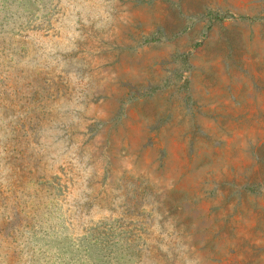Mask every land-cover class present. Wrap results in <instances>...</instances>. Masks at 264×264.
I'll return each instance as SVG.
<instances>
[{"label":"rangeland","instance_id":"374dc122","mask_svg":"<svg viewBox=\"0 0 264 264\" xmlns=\"http://www.w3.org/2000/svg\"><path fill=\"white\" fill-rule=\"evenodd\" d=\"M0 264H264V0H0Z\"/></svg>","mask_w":264,"mask_h":264},{"label":"trees","instance_id":"16d2710c","mask_svg":"<svg viewBox=\"0 0 264 264\" xmlns=\"http://www.w3.org/2000/svg\"><path fill=\"white\" fill-rule=\"evenodd\" d=\"M153 40H157V39L154 38Z\"/></svg>","mask_w":264,"mask_h":264}]
</instances>
